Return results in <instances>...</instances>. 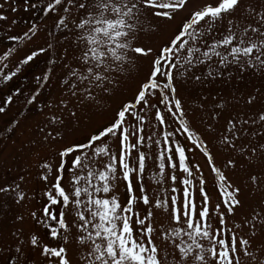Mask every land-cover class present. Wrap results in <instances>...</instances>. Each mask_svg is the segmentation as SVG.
<instances>
[{
  "label": "snow or ice",
  "instance_id": "obj_1",
  "mask_svg": "<svg viewBox=\"0 0 264 264\" xmlns=\"http://www.w3.org/2000/svg\"><path fill=\"white\" fill-rule=\"evenodd\" d=\"M0 264H264V0H0Z\"/></svg>",
  "mask_w": 264,
  "mask_h": 264
},
{
  "label": "rangeland",
  "instance_id": "obj_2",
  "mask_svg": "<svg viewBox=\"0 0 264 264\" xmlns=\"http://www.w3.org/2000/svg\"><path fill=\"white\" fill-rule=\"evenodd\" d=\"M24 26H23V24H21V26H20V28H23ZM19 30V29H18ZM202 163H203V161H201Z\"/></svg>",
  "mask_w": 264,
  "mask_h": 264
}]
</instances>
